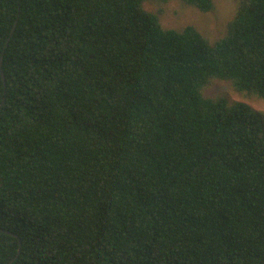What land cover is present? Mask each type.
Listing matches in <instances>:
<instances>
[{
    "label": "trees",
    "instance_id": "1",
    "mask_svg": "<svg viewBox=\"0 0 264 264\" xmlns=\"http://www.w3.org/2000/svg\"><path fill=\"white\" fill-rule=\"evenodd\" d=\"M147 1L0 0V264H264V0Z\"/></svg>",
    "mask_w": 264,
    "mask_h": 264
},
{
    "label": "rangeland",
    "instance_id": "2",
    "mask_svg": "<svg viewBox=\"0 0 264 264\" xmlns=\"http://www.w3.org/2000/svg\"><path fill=\"white\" fill-rule=\"evenodd\" d=\"M213 3V9L207 13L187 6L181 0H169L163 4L147 1L145 6L148 10L163 11L160 20L165 27L182 28L192 24L211 40H216L226 33L227 24L237 11L238 0H213ZM206 94L212 98L225 97L230 102L243 101L258 111H264V100L237 91L225 80H213Z\"/></svg>",
    "mask_w": 264,
    "mask_h": 264
},
{
    "label": "water",
    "instance_id": "3",
    "mask_svg": "<svg viewBox=\"0 0 264 264\" xmlns=\"http://www.w3.org/2000/svg\"><path fill=\"white\" fill-rule=\"evenodd\" d=\"M16 25H17V21L15 22V24H14V26H13V28H12V31H11L10 37H9V39H8V42L10 41V39H11V37H12V35H13L15 29H16ZM1 64H2V61H1ZM2 76H3L4 83H5L6 80H5V75H4L3 69H2ZM5 100H6V99L3 100L2 105L5 103ZM0 231H4V232H7V233H11V232H9V231H7V230H5V229H2V228H0ZM21 246H22V244L20 243V246H19V252H18L17 256H16L15 258H13V259L10 261L9 264H11V263H12V262H13V261L19 256V254H20V252H21Z\"/></svg>",
    "mask_w": 264,
    "mask_h": 264
}]
</instances>
